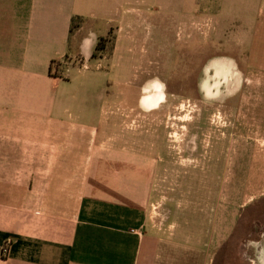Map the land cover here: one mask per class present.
<instances>
[{
    "label": "crops",
    "instance_id": "0c3cea01",
    "mask_svg": "<svg viewBox=\"0 0 264 264\" xmlns=\"http://www.w3.org/2000/svg\"><path fill=\"white\" fill-rule=\"evenodd\" d=\"M201 20L219 49L264 60V0H0V264L213 263L236 206L264 196V89L248 90L236 56L220 50L199 92L214 104L206 119L225 121L187 123L207 130L195 138L174 123L167 138L152 133L161 121L145 120L166 100L154 67L168 65L184 28L195 40ZM110 35L113 52L97 54ZM200 147L211 166L203 176ZM164 178L190 179L179 190L191 203L154 219ZM211 179L221 210L213 230ZM250 258L264 264V253Z\"/></svg>",
    "mask_w": 264,
    "mask_h": 264
},
{
    "label": "rangeland",
    "instance_id": "374dc122",
    "mask_svg": "<svg viewBox=\"0 0 264 264\" xmlns=\"http://www.w3.org/2000/svg\"><path fill=\"white\" fill-rule=\"evenodd\" d=\"M253 21L255 22L257 19H253ZM212 24L211 21L201 20L199 23V32L196 33L197 38H194L195 40H192V37L187 38V34L185 33L186 28H184L182 39L178 42V48L169 50L168 65L154 67L155 69L153 70L155 74L152 76L153 78L163 79L162 83L165 86L166 100L165 103L162 104V115H156V117L151 119H145L148 121H161V124L156 126L160 129L158 130L157 128V130H153L152 133H160L162 136L170 138L175 136L174 133L176 132L173 124L184 123L183 127H185V129L178 131V135L195 138L197 136H207V130L189 131V129H187L188 125H186L187 123L199 120L210 122L213 120L216 122L220 120L225 121L224 117L221 118V116L219 117V115L216 114H211V117L209 116V119H206V116H208L207 113H205L207 112L206 109L211 108L214 104L212 103L211 105V98H206L202 92H199V85L203 80L206 62L211 59V57L217 55L220 50V52L227 51L229 54L236 56L239 63L238 70L249 75L250 81L246 80L245 84L248 90H257V88L264 89V60L253 66L250 64L251 60L248 59L250 54H246V51L242 53V50L238 49L235 45L226 43V46L219 49L218 42H215V44L211 42L210 31ZM214 24L216 25V23ZM188 30L191 31V29ZM180 32H182V30ZM189 35H191V32H189ZM113 41L114 38L112 35L110 40L108 39L106 44L108 47L104 55H110L113 52ZM216 41L219 40L217 39ZM249 43H251V41H249ZM257 44L264 46V34L257 33ZM262 53L264 55L263 50ZM110 68L111 66L107 67L105 64V69L110 70ZM255 74H257V76H255ZM117 80L119 79L115 78V81ZM113 81L114 79L112 77H107V83L111 84ZM107 88L111 90L112 86L107 85ZM262 106H264V103ZM214 115L216 116L214 117ZM139 121H141V123H139ZM142 121L143 119H139L137 123L133 125L134 127L130 128L131 131L137 133V136L142 134V127L144 126ZM199 154L207 155L204 162L199 165V169L195 171L196 174L203 176V171L211 167L207 162L209 154L204 152L201 147L199 148ZM223 173L224 167L222 166L218 174L223 176ZM213 180L214 179H211V230H213L216 217L221 212L217 207L220 195L213 193ZM202 183L207 184V181H203ZM191 185V180L188 178L180 180L178 178L162 179L160 185L161 198L159 201L153 202L150 208L151 216L154 219H172V217H176L175 211L173 210L174 208H172L174 204L177 203L181 206L191 203L190 193L186 190L179 189L181 187L185 189L190 188ZM196 194V201L198 200L202 207L204 193L198 192ZM230 205L232 204H226L225 206ZM236 208V212H233L234 216H231L232 226L229 231L227 242L221 245L217 244V249L215 250L217 254L212 264H253L250 261V253H264V248H261L264 246V196L247 205L245 209L239 206H236ZM2 255L7 256L8 253H2Z\"/></svg>",
    "mask_w": 264,
    "mask_h": 264
},
{
    "label": "trees",
    "instance_id": "16d2710c",
    "mask_svg": "<svg viewBox=\"0 0 264 264\" xmlns=\"http://www.w3.org/2000/svg\"><path fill=\"white\" fill-rule=\"evenodd\" d=\"M80 22H81V19H73V26H72V30H74L76 27H77V25H79L80 24ZM112 35H110L109 37H107V38H105V39H101L100 41H99V45H98V47H97V54H104V52L107 50V42H108V39L110 40V37H111ZM96 55V54H95Z\"/></svg>",
    "mask_w": 264,
    "mask_h": 264
},
{
    "label": "built area",
    "instance_id": "2783aa9c",
    "mask_svg": "<svg viewBox=\"0 0 264 264\" xmlns=\"http://www.w3.org/2000/svg\"><path fill=\"white\" fill-rule=\"evenodd\" d=\"M2 253H8V246L7 245L3 248Z\"/></svg>",
    "mask_w": 264,
    "mask_h": 264
},
{
    "label": "bare ground",
    "instance_id": "6f19581e",
    "mask_svg": "<svg viewBox=\"0 0 264 264\" xmlns=\"http://www.w3.org/2000/svg\"><path fill=\"white\" fill-rule=\"evenodd\" d=\"M158 100V99H157ZM160 101H162L163 99H162V97L159 99Z\"/></svg>",
    "mask_w": 264,
    "mask_h": 264
}]
</instances>
